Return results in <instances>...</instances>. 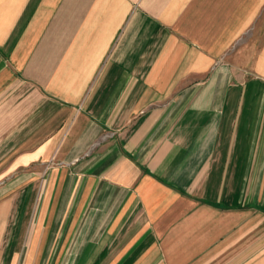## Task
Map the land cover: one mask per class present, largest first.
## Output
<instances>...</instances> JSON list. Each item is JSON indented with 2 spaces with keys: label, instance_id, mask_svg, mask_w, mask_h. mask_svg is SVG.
<instances>
[{
  "label": "crops",
  "instance_id": "1",
  "mask_svg": "<svg viewBox=\"0 0 264 264\" xmlns=\"http://www.w3.org/2000/svg\"><path fill=\"white\" fill-rule=\"evenodd\" d=\"M263 9L0 0V264H264Z\"/></svg>",
  "mask_w": 264,
  "mask_h": 264
},
{
  "label": "rangeland",
  "instance_id": "2",
  "mask_svg": "<svg viewBox=\"0 0 264 264\" xmlns=\"http://www.w3.org/2000/svg\"><path fill=\"white\" fill-rule=\"evenodd\" d=\"M262 14H264V9H263V13ZM261 28H262V30H264V17H258L257 20H256V22H255V30H254L255 38H254V44H255L256 47L262 41V38H258V37L256 38L258 30L261 29ZM249 35H250V33H248L247 35L243 36V38L239 41L238 44L240 45L241 42H244L249 37ZM17 122L20 123V119ZM4 152L5 151L0 150V154H2ZM16 152L17 151H14V153H16ZM36 168H37L36 165H30L29 167L19 168L17 171H15V174H17V173H20L21 174L22 172L23 173L36 172ZM5 179L3 181H0V187L5 186V184H7V182H5Z\"/></svg>",
  "mask_w": 264,
  "mask_h": 264
}]
</instances>
